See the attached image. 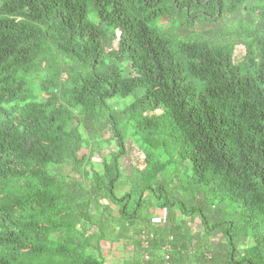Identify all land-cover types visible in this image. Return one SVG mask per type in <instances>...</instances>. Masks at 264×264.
I'll return each instance as SVG.
<instances>
[{"label":"trees","instance_id":"1","mask_svg":"<svg viewBox=\"0 0 264 264\" xmlns=\"http://www.w3.org/2000/svg\"><path fill=\"white\" fill-rule=\"evenodd\" d=\"M112 245L264 264V0H0V264Z\"/></svg>","mask_w":264,"mask_h":264},{"label":"rangeland","instance_id":"2","mask_svg":"<svg viewBox=\"0 0 264 264\" xmlns=\"http://www.w3.org/2000/svg\"><path fill=\"white\" fill-rule=\"evenodd\" d=\"M236 54L238 55V57L240 58L243 54H245V46L243 45H237L236 46ZM132 99V97L128 98V101H130ZM101 153H97L95 155V160H100L101 159ZM130 155H131V158H133L134 156L137 155V152L135 150L131 151L130 152ZM127 160H130L129 158H127ZM125 165H129V162L128 161H125L124 162ZM118 245L116 246H109V249L108 247H106V256H107V264H118V260H119V263L120 261H122L123 259V256H124V253L122 252L123 250V247L122 246H119L117 248Z\"/></svg>","mask_w":264,"mask_h":264}]
</instances>
